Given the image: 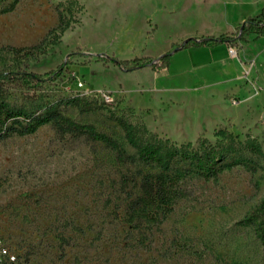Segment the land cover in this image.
I'll return each mask as SVG.
<instances>
[{
    "label": "rangeland",
    "instance_id": "374dc122",
    "mask_svg": "<svg viewBox=\"0 0 264 264\" xmlns=\"http://www.w3.org/2000/svg\"><path fill=\"white\" fill-rule=\"evenodd\" d=\"M12 1L0 0V73L46 78L61 64L63 73L30 87L6 83L7 100L29 106L33 91L50 101L85 98L90 110H59L122 151L85 134H58L49 123L0 139V264H264V242L241 221L264 197V155L242 147L249 138L264 151V37L239 36L264 0H18L1 12ZM220 35L236 45L172 51L186 38ZM168 51V67L158 71L97 60ZM117 117L177 146L232 149L211 177L175 162L187 169L183 195L169 212L146 214L130 201L140 176L154 169L137 160Z\"/></svg>",
    "mask_w": 264,
    "mask_h": 264
},
{
    "label": "trees",
    "instance_id": "16d2710c",
    "mask_svg": "<svg viewBox=\"0 0 264 264\" xmlns=\"http://www.w3.org/2000/svg\"><path fill=\"white\" fill-rule=\"evenodd\" d=\"M18 0L1 10V12L13 9ZM253 34L255 38L264 37V4L260 11L252 16H247L241 22L239 36ZM225 42L228 45H236L233 36L220 35L216 38H194L186 41L183 46L209 45ZM7 49L14 55L27 57L30 55L28 48L8 46ZM165 52L156 58L133 57L131 59H117L113 56L98 54L97 60L103 63H111L123 71H130L145 65H151L153 70H162L168 67L169 55ZM62 64L55 70L43 74L25 70H11L0 73V139L12 134L25 135L36 131L46 123L51 124L58 134H85L93 140L101 141L107 145L122 149L110 136L97 130L91 124L79 123L70 117L63 115L60 106H73L81 111L90 110V102L79 96H69L50 101L43 100L35 91L32 92V103L29 106L11 104L7 100L6 83H17L23 87L53 81L62 76ZM123 131L126 142L134 148L137 160L143 165L153 168L140 176L139 194L130 201V208L149 214L153 209H160L167 213L172 209L176 199L183 195L180 180L185 177L187 169L178 167L174 163L183 161L192 167L193 172L204 177L216 175L222 168V163L232 146H212L201 141L196 147L188 145L177 146L167 138H160L156 133L149 131L143 124L131 123L122 117L116 118ZM218 134L228 137L226 130H218ZM243 148L264 155V151L253 139H246ZM152 213V212H151ZM150 213V214H151ZM246 224L253 226L256 236L264 242V197L241 219Z\"/></svg>",
    "mask_w": 264,
    "mask_h": 264
},
{
    "label": "built area",
    "instance_id": "2783aa9c",
    "mask_svg": "<svg viewBox=\"0 0 264 264\" xmlns=\"http://www.w3.org/2000/svg\"><path fill=\"white\" fill-rule=\"evenodd\" d=\"M228 53L230 56H236L237 55V50L235 49V47H229L228 48ZM253 90H255L256 92H258V88L257 87H254ZM105 100H109V97L106 96V98H104ZM233 103H235L236 101L233 100L232 101Z\"/></svg>",
    "mask_w": 264,
    "mask_h": 264
},
{
    "label": "water",
    "instance_id": "95a60500",
    "mask_svg": "<svg viewBox=\"0 0 264 264\" xmlns=\"http://www.w3.org/2000/svg\"><path fill=\"white\" fill-rule=\"evenodd\" d=\"M189 39H194V38L189 37V38L184 39V40L182 41V43L180 44V46H177V47L173 48L172 51H176L177 49H179V48L181 47V45H184V44L186 43V41L189 40Z\"/></svg>",
    "mask_w": 264,
    "mask_h": 264
},
{
    "label": "crops",
    "instance_id": "0c3cea01",
    "mask_svg": "<svg viewBox=\"0 0 264 264\" xmlns=\"http://www.w3.org/2000/svg\"><path fill=\"white\" fill-rule=\"evenodd\" d=\"M226 45H228L227 43H225Z\"/></svg>",
    "mask_w": 264,
    "mask_h": 264
}]
</instances>
